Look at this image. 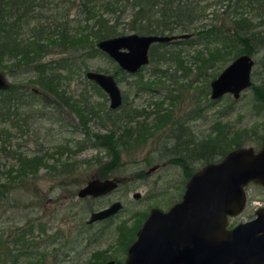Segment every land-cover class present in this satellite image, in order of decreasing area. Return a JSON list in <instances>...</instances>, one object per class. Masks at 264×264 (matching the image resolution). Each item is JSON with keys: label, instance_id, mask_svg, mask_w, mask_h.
I'll list each match as a JSON object with an SVG mask.
<instances>
[{"label": "rangeland", "instance_id": "obj_1", "mask_svg": "<svg viewBox=\"0 0 264 264\" xmlns=\"http://www.w3.org/2000/svg\"><path fill=\"white\" fill-rule=\"evenodd\" d=\"M56 1L60 2L59 6L52 5ZM56 1L52 0L48 8L41 10L45 19L41 21L43 24L48 23L52 26L51 21H46V19L58 16L62 11L67 13L66 10L69 8L66 20L69 22L70 31L74 32L79 25H84V16L78 8L79 0H74L75 2L72 0ZM72 2H74L73 6ZM215 8L218 6L213 5L207 11ZM220 11L221 8H218V12ZM203 23H215V20L209 15ZM36 24V21H32L27 27L25 22L23 37H27L31 33L30 28L35 27ZM121 30L129 33L126 27ZM167 49L181 61V66L176 63L155 65L149 61L146 66L140 68L144 79L159 81L155 86L156 90L137 92L133 87L136 75L123 76L120 74L117 77L123 94V103L117 109L118 113L126 114L129 108L152 111L160 106L173 109V118L178 122L186 121L187 114L193 113L194 119L184 122L190 127L184 137L191 138L195 135L197 141L208 137L217 112L229 111L231 107L233 111L223 117V122L233 123L236 128L255 127L256 133L253 134L260 135V138L254 139L253 135L254 137L252 136L251 141L246 142L245 146L259 148L264 136V106L253 99L251 86L243 90L238 98H234L230 93L218 99L210 97V82L232 59L227 56L214 67H205L200 71L197 67L199 61L195 59V56L197 51L202 50V45L177 43ZM203 53L206 54V52ZM65 55L67 54L53 49L52 53L44 55V60L56 59ZM251 57L254 60L252 82L259 83L262 68L261 63L258 62L264 61V49ZM18 59L19 56L16 58L6 56L3 62L5 69L1 68L0 73H4L6 80L16 85L19 90L34 87L33 89L38 91L40 87L29 82L31 80L29 75L35 73L30 72L29 74L28 71L16 73L21 70H16L17 67H14L15 71L9 72L11 63ZM83 60H85L84 64L77 58L72 65L60 63L55 67L61 71L59 88H64L66 94L72 95L74 99H77L80 94L84 97L87 94L91 95V100L100 111L98 116L89 121L88 130L91 134L107 133L112 129L111 122L105 119V114L110 109L109 98L102 89L106 96L99 93L88 82L85 70L113 73L114 65L104 56ZM39 90L38 94L41 96L39 99L47 96L50 102L40 101V104L35 102V105L31 106L32 111L26 109L28 106L24 105L21 112L26 114L25 110H27L32 115L26 117L28 121L20 120L19 128L17 125L13 126L9 119H0L1 173H5L8 168L16 165L13 157L15 152L29 157L34 155L38 148L43 147L47 153H51L55 145H69L74 150L76 142L82 145L86 142V134L78 124L76 114H71L72 112L61 103L55 105L54 99L48 92L43 91L42 88ZM173 95L177 98L172 97ZM171 101H175L173 102L175 105L171 106ZM54 117H59V119L56 120ZM173 131L170 132L175 133V130ZM166 133L167 129H160L148 139L144 146L133 151H121L119 166L108 172L104 171L103 166L109 161V156L103 149L87 147L79 152H72L74 154L66 151L58 157L55 155L57 159L55 156L48 157L46 159L48 166L58 167L62 163L76 162L79 167L75 172L68 173L66 176L51 177L52 175H47L49 168L44 166L29 182L26 193L23 192L24 188L20 189L8 205L0 202V231L3 234H9L14 229L13 220L18 221L17 226L29 220L34 227L32 232L27 233L26 238L34 245L35 254H44L41 260L37 255L22 257L16 264H86L97 252H103L105 257L123 258V252L118 246L116 227L122 226L125 222L131 225L138 219L137 213L149 211L150 208L157 207L166 210L173 202L181 198V192L184 190L187 180L184 168L177 164L166 163L165 159H161V154L172 155L173 153L171 148L161 145ZM91 141L92 138L87 140L88 143ZM177 152L180 150L175 153ZM147 159L152 162L151 165L145 162ZM186 163V167H190L193 171L201 167L200 161H190L187 158ZM152 167L155 169L151 170ZM142 172L145 176H141ZM95 176L115 177L120 182L117 188L107 195L96 198L78 197L77 191ZM246 190L248 203L244 211L231 220L233 224L249 220L258 207L264 206V189L261 186L249 185ZM135 193H139L138 198L134 197ZM114 201H120L123 204L122 210L106 221H96L88 226L87 220L92 211L108 207ZM40 223L44 226V231L38 229L37 225Z\"/></svg>", "mask_w": 264, "mask_h": 264}, {"label": "trees", "instance_id": "obj_2", "mask_svg": "<svg viewBox=\"0 0 264 264\" xmlns=\"http://www.w3.org/2000/svg\"><path fill=\"white\" fill-rule=\"evenodd\" d=\"M51 1L0 0V69L3 67L6 56L10 55L14 58L19 56L18 60L11 63L9 72L15 71L14 67H17L16 70H21L16 73H22V71H28L29 74L35 73L29 75L31 79L29 82L38 84L40 88L48 92L54 99L55 105L61 103L76 114L78 124L86 134V142L84 145L76 142L74 150L69 145H55L51 153H47L43 147L38 148L35 154L29 157L15 152L13 157L16 165L8 168L5 173L0 172V202L5 205L11 202L20 189L24 188L23 192L26 193L29 182L36 177L40 168L46 166L49 168L47 175L60 177L75 172L79 167L76 162L62 163L58 167L48 166L46 164L48 157L55 155L58 157L66 151L74 154L72 152H79L87 147L103 149L109 156V161L104 164L107 167L103 166L104 171L108 172L119 166L121 151L136 150L144 146L160 128L163 129L166 125L175 126L174 121L169 119V113L154 116L152 122H148V118L153 116L152 111L129 108L126 114H122L118 113L117 109H108L105 119L111 122L112 129L107 133L91 134L88 123L99 115L100 109L94 105L91 95L87 94L84 97L80 94L77 99H74L72 95L66 94L64 88H59L61 71L55 67L60 63L72 65L78 58L84 64L85 58L104 56L113 63V74L116 80L120 74L136 75L137 78L133 82L135 91L147 92L156 90L155 86L159 81L144 79L141 75L142 68L137 74H128L123 71L110 57L97 48L96 44L99 40L128 34L125 30H121L124 27L129 33L137 34L192 33V37L187 39L153 44L149 50V60L155 65L176 63L181 66V61L176 59L167 47L177 43L199 44L202 45V50L197 51L195 59L199 61L197 67L200 71L205 67H214L227 56L232 60L242 54L255 56L264 49V0H79V12L83 14L85 23L74 29V32L70 31L69 22L66 20L69 8L66 10L67 13L62 11L51 19L46 17V21H51L52 26L41 22L45 20L41 10L48 8ZM74 2L71 3L72 6ZM59 4L60 2L56 1L52 5L59 6ZM213 5L221 8V11L218 12V8L207 11ZM209 15L213 17L215 23H203ZM255 18L257 20H254ZM32 21H36L37 24L30 28L31 33L27 37H23L22 34L21 38L19 34L23 31V24L26 22L28 27ZM53 49L67 55L53 61H44V55ZM258 63H261L262 76L260 82H252L250 88L253 99L264 106V61L260 60ZM88 82L99 93L104 94L93 81L88 80ZM40 97L38 93L29 89L19 90L14 84H11V88L6 91L0 89V119H9L13 126L17 125L19 128V121H28L26 117L32 115L27 110H25L26 114L21 112L24 105L28 106L26 109L32 111L31 106L35 105V102L39 104L40 101L50 102L47 99L49 97L43 96L39 99ZM172 97L177 98L174 95ZM159 110L160 108L156 112L158 113ZM232 111L230 107L229 111L217 112L218 117L216 116L208 137L201 140L196 141L193 135V142L187 143L178 138L179 132L176 137L170 132L172 130L167 129L161 145L171 148L173 153L172 155L161 154V159L182 166L185 177H190L194 171L186 167L187 158L190 161H200L203 166L208 162L219 160L234 148L245 146L246 142L251 141L253 135L254 139L258 140L260 135L253 134L256 133L255 127L236 128L233 123L223 122V117ZM139 117L142 119H138ZM161 117H163L162 120ZM54 119L58 120L59 117ZM166 121H170V124L165 125ZM177 125L180 132L185 131V124ZM91 138V143H88L87 140ZM177 149L180 152L175 153ZM56 156L55 159H57ZM145 162L148 165L152 164L149 159ZM140 174L145 176L143 172ZM145 213H137L138 219L135 220V226L142 222ZM17 223V220L12 221L14 229L9 234H3L0 231V264H16L22 257L37 255L34 252V245L26 238L27 233L32 232L34 226L29 220H25L21 226H17ZM37 226L40 231L45 230L41 223ZM37 256L41 260L44 254L39 253Z\"/></svg>", "mask_w": 264, "mask_h": 264}, {"label": "water", "instance_id": "obj_3", "mask_svg": "<svg viewBox=\"0 0 264 264\" xmlns=\"http://www.w3.org/2000/svg\"><path fill=\"white\" fill-rule=\"evenodd\" d=\"M190 37L192 33H128L101 39L96 46L123 71L135 74L149 63L151 45ZM253 66L250 55L235 57L210 82V97L230 93L238 98L252 84ZM85 77L107 94L110 109L121 105L123 94L113 73L88 69ZM9 87L0 73V89ZM119 182L115 177L92 178L77 196H102L115 190ZM249 184L264 189V136L259 148H234L201 166L186 182L181 199L167 211L152 208L129 246L124 264H264V206L255 210L252 219L228 227L246 207ZM121 207L117 201L93 211L87 222L106 219Z\"/></svg>", "mask_w": 264, "mask_h": 264}, {"label": "flooded vegetation", "instance_id": "obj_4", "mask_svg": "<svg viewBox=\"0 0 264 264\" xmlns=\"http://www.w3.org/2000/svg\"><path fill=\"white\" fill-rule=\"evenodd\" d=\"M19 36L22 38V32L19 34ZM152 46V45H151ZM150 46V47H151ZM150 50V49H149ZM50 53H52V51L50 52ZM54 53V52H53ZM47 54H49V53H47ZM148 55H149V52H148ZM4 59H6V57L4 58ZM43 59H44V57H43ZM50 60H54V59H50ZM50 60H44V61H50ZM150 61V60H149ZM4 62H5V60H4ZM2 69H5V66H3L2 67ZM3 75H4V73H2ZM4 77H5V75H4ZM9 83V82H8ZM31 83H33V84H35L36 86H39L38 84H36V83H34V82H31ZM9 85H10V87L9 88H7V89H2L3 91H6V90H8V89H10L11 88V84L9 83ZM34 87H31V88H29V91H30V89H32V92H35V93H38V91H40L39 89H41V88H39L38 89V91L37 90H34L33 89ZM44 91V90H43ZM211 92V91H210ZM43 96V95H42ZM51 98H52V96H51ZM49 100V99H48ZM173 102H175V101H171V106H173V105H175ZM122 103H123V99H122ZM122 103H121V105H122ZM170 106V107H171ZM119 108V107H118ZM118 108H116V109H118ZM159 108H160V110L158 111V113L156 112V110L158 109H154V110H152V115L153 116H151V117H149L148 118V122H152V120H153V118H154V116H157V115H159V116H161V115H164L165 113H169V115H170V117H169V119H171V120H173L174 121V124H175V126L173 127H169V125L167 126L166 124H170V121H166V122H164L165 123V125H166V127L165 128H163V129H168V130H175V133H172V134H175V136L178 134V132H179V134L178 135H180V137H178V138H180L181 140H184L185 142H187V143H189V142H193V140H194V138L193 137H191V138H189V137H184V134L186 135L187 134V132H188V130L190 129V127L188 126V124H186V123H184V122H186V121H188L189 119L190 120H193L194 119V117H192V115H193V113H188L187 114V116H186V121L184 120V121H182V122H178V121H176V120H174V118H173V109H169V108H164V107H160L159 106ZM116 109H112V110H116ZM170 110H172V111H170ZM149 111H151V110H149ZM68 113H71V112H68ZM157 113V114H156ZM71 114H73V115H75L74 113H71ZM156 114V115H155ZM191 115V116H190ZM75 117H76V115H75ZM161 120L163 119V117H161L160 118ZM179 123H183V124H185V127H184V132H180L179 131V128H178V126H177V124H179ZM161 129V128H160ZM159 129V130H160ZM174 132V131H173ZM191 133L193 134V132H192V130H191ZM191 134V135H192ZM177 137V136H176ZM184 142V143H185ZM186 143V144H187ZM191 144V143H190ZM178 145V144H177ZM172 147V146H171ZM166 163H168V161H166ZM198 170V169H197ZM196 170V171H197ZM195 172V171H194ZM193 172V173H194ZM192 173V174H193ZM192 176V175H191ZM190 176V177H191ZM96 177H98V178H100V179H105V178H108V177H104V176H95V178ZM190 177H186V182L190 179ZM186 182H185V184H186ZM249 185H255V184H249ZM248 185V186H249ZM247 186V187H248ZM247 187H246V189H247ZM184 189H185V186H184ZM112 192V191H111ZM183 192H184V190L181 192V197H182V194H183ZM110 193V192H109ZM109 193H107V194H109ZM246 193H247V190H246ZM107 194H105V195H107ZM102 196H104V195H102ZM87 197H92V196H85V197H80V198H87ZM98 197H100V196H98ZM92 198H96V197H92ZM181 199V198H180ZM179 199V200H180ZM178 201V200H177ZM177 201H175V202H177ZM115 202V201H114ZM114 202H111L108 206H110L112 203H114ZM175 202H173L170 206H169V208L175 203ZM247 203H248V195H247ZM122 204V203H121ZM247 205V204H246ZM107 207V206H106ZM105 208V207H104ZM122 208H123V204H122V207L118 210V211H120V210H122ZM154 208V207H153ZM169 208H167L166 210H163V211H167ZM246 208V207H245ZM102 209V208H101ZM151 209L152 208H150V210L149 211H146V213H145V217L143 218V220H142V222L140 223V224H138L137 226H135V222H133L131 225H129V224H127L128 222H125V223H122V226L121 225H118V227H116V233H117V238L119 239L118 240V246L121 248V251L123 252V258H121V259H119V258H113V256H104V254H103V252H97L96 254H94V256H93V258L91 259V260H89V261H87L86 262V264H107L108 262H112V264H124L125 263V260H126V258H127V255H128V248H129V246L133 243V241L137 238V233H138V231H139V229L141 228V226H142V224H143V222H144V220L147 218V216H148V214L150 213V211H151ZM100 210V209H99ZM95 211H97V210H95ZM117 211V212H118ZM93 212V211H92ZM91 212V213H92ZM116 212V213H117ZM90 213V214H91ZM115 213V214H116ZM115 214H113V215H111L110 217H108V218H106V219H103V220H100V222H103V221H106V220H108V219H110L111 217H113V216H115ZM254 214H255V212H254ZM254 217V215L250 218V219H252ZM233 219V218H232ZM231 219V220H232ZM249 219V220H250ZM94 223V222H93ZM93 223H88L87 222V224H88V226H90L91 224H93ZM234 225H236V224H233L232 222H230V225L228 226L229 228H231V227H233ZM95 257V258H94ZM96 257H98V259H96Z\"/></svg>", "mask_w": 264, "mask_h": 264}]
</instances>
